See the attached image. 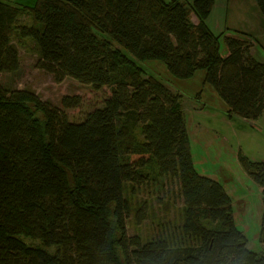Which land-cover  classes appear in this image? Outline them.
I'll list each match as a JSON object with an SVG mask.
<instances>
[{"label":"trees","instance_id":"16d2710c","mask_svg":"<svg viewBox=\"0 0 264 264\" xmlns=\"http://www.w3.org/2000/svg\"><path fill=\"white\" fill-rule=\"evenodd\" d=\"M255 2L264 15V0ZM213 3L0 0V72L19 68L17 34L35 40L37 67L55 81L69 76L110 91L102 106L71 121L29 90L0 87V264H264V251L250 249L237 228L224 186L194 165L181 95L139 64L161 61L184 81L203 70L229 117L260 118L264 62L250 55L247 34L207 25ZM26 13L32 23L19 24ZM80 101L61 98L65 108ZM237 158L261 188L264 245V162L241 150ZM156 177L177 180L182 223L143 242L127 233L124 185Z\"/></svg>","mask_w":264,"mask_h":264},{"label":"rangeland","instance_id":"374dc122","mask_svg":"<svg viewBox=\"0 0 264 264\" xmlns=\"http://www.w3.org/2000/svg\"><path fill=\"white\" fill-rule=\"evenodd\" d=\"M6 1L18 6H33L36 2V0ZM220 12H222V10L216 5L209 17L210 23H212V29L216 32L218 31L215 30V28L218 24ZM223 15H225V11H223ZM228 15V21L232 23L231 6L229 7ZM261 16L260 28H262V31L259 36H256L258 41L254 46V51H256V57L264 59V15L261 14ZM191 19L196 23L195 16L192 15ZM31 23L32 19L28 13L20 16L19 24L29 25ZM246 36L247 35H243V37L247 39L250 48L252 42L248 40ZM11 41L18 49L20 65L15 72H0L1 88L7 91L15 89L29 90L35 93L40 99L62 109L66 113L67 118L71 121H81L89 111L102 106L104 98L110 92L108 87L94 90L90 85L81 83L69 76L57 82L51 73L37 67L40 54L38 46L33 38L20 37L15 34L12 36ZM226 51L225 44L223 40H221V55H225ZM139 64L143 66L149 74L154 75L166 84V86H171L176 92H182L185 98H190V94L194 92H189L193 89H196L194 94L197 95L199 93L198 90L203 89L205 86L203 83V70L196 71L192 78L184 81L172 76L161 61L144 60L139 62ZM64 95L79 96L81 100L80 104L75 107H63L61 98ZM205 95L209 96L207 91H205L203 98H207ZM206 109L211 113L210 108ZM233 116L235 115L229 117L226 114V117L224 116L225 121L220 118L199 117V120L207 123V125L212 127V131L218 132V137L223 139L221 140L223 149L220 155V162L223 160L228 162L232 161L234 155L232 149L235 152L241 150L242 153L253 161L264 162V117L261 116L257 120L248 121L241 119L242 117ZM194 118L197 119L198 117L192 115V119ZM136 136L138 139L140 138L139 129H136ZM196 153L195 151V154ZM199 153L202 154V151ZM214 155L215 153L208 152L206 154L208 162L205 163L204 166L197 164L196 168L200 171L202 167H206L208 171H213L217 167L219 168V166L214 164L216 163L213 161ZM196 158H198V156H196ZM229 179L228 176L224 175L223 181H228ZM123 194L129 200L131 209L126 218L127 233L129 235H139L143 242L160 235L165 227L167 228L170 225L178 226L182 223V200L179 194V184L177 180L156 177L152 180L148 179L141 184H135L134 188H132L129 183H125ZM255 194L256 193L253 192L249 195L253 207L246 214H244L242 208H238L239 205L234 207V211L240 213V215H236L235 222L237 228L244 231L248 239V247L256 252H261L264 251V245L259 240L260 218L255 207ZM143 206L145 207V218L137 223L135 221V211L137 208H142Z\"/></svg>","mask_w":264,"mask_h":264},{"label":"crops","instance_id":"0c3cea01","mask_svg":"<svg viewBox=\"0 0 264 264\" xmlns=\"http://www.w3.org/2000/svg\"><path fill=\"white\" fill-rule=\"evenodd\" d=\"M216 5H218L219 9L222 10V12H220L218 16V24L215 22L217 24L215 28V30H218L217 32L212 29V23H210L209 19ZM230 6L233 21L232 23H229L228 21V10ZM223 11H225V15H223ZM261 17V13L257 7L255 0H214L210 14L206 19V23L215 33H219L227 29L226 35L234 34L233 36H238L237 33H232V30H238L247 34L246 38H248V40L252 42V46L249 48L250 55L257 60L264 62V59L256 57V51H254V46L258 41V38L256 36H259L260 32L262 31V28H260ZM168 87L172 91L176 92L175 89H173L171 86ZM195 90L193 89L189 93H195ZM198 91L199 93L197 95L194 93L190 94V98L183 97V93L180 91L177 92L181 95V104L186 118V127L190 139L191 153L194 165L195 167L197 164L204 166L205 163L208 162L206 154L208 152L215 153L213 161L216 162L214 164L219 166V168L217 167L213 171H208L206 167H202L201 171L198 169L197 170L201 174L207 175L219 181L224 186L226 192L231 197L234 219L236 215H240L239 212L234 211L235 206L239 205L238 208H242L244 214H246L253 207L252 202L249 199V195L255 192V207L260 218L262 212L261 188L241 168L237 158L238 152H235L232 149V152L234 154L232 161L228 162L226 160H223L220 162V155L223 149L221 140L223 139L218 137V132H213L212 127L207 125V123L199 120V117H205L220 118L225 121V117L227 114L226 111L228 108L225 102L217 95L212 86H210L209 84H205L204 88ZM205 91H207V94H209V96L205 95V97L207 98H203ZM191 97L194 99H192ZM206 108H210L211 113L208 112V109ZM192 115H195L198 118L192 119ZM261 116L264 117V112ZM194 150L197 152L196 154ZM200 151H202V154L199 153ZM196 156H198V158H196ZM224 175L228 176L230 179L228 181H223Z\"/></svg>","mask_w":264,"mask_h":264}]
</instances>
